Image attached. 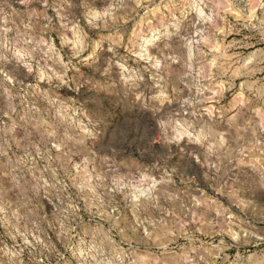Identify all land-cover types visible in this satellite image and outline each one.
Masks as SVG:
<instances>
[{"label":"clouds","instance_id":"obj_1","mask_svg":"<svg viewBox=\"0 0 264 264\" xmlns=\"http://www.w3.org/2000/svg\"><path fill=\"white\" fill-rule=\"evenodd\" d=\"M0 264H264V0H0Z\"/></svg>","mask_w":264,"mask_h":264}]
</instances>
